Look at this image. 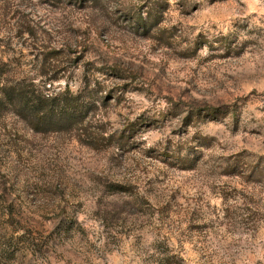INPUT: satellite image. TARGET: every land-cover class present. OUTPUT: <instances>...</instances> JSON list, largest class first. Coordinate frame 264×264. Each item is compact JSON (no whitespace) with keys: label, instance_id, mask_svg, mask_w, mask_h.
Returning <instances> with one entry per match:
<instances>
[{"label":"rangeland","instance_id":"374dc122","mask_svg":"<svg viewBox=\"0 0 264 264\" xmlns=\"http://www.w3.org/2000/svg\"><path fill=\"white\" fill-rule=\"evenodd\" d=\"M4 87L73 98L0 102V264H264V0H0Z\"/></svg>","mask_w":264,"mask_h":264},{"label":"trees","instance_id":"16d2710c","mask_svg":"<svg viewBox=\"0 0 264 264\" xmlns=\"http://www.w3.org/2000/svg\"><path fill=\"white\" fill-rule=\"evenodd\" d=\"M70 93V92H69ZM73 96L67 92L54 95H38L35 90H29L23 87L7 88L4 87L0 93V102L3 105L11 104L17 107L22 104L21 112H26L27 121L31 117H42V120H50L54 116H64L65 111L69 109L65 106L67 101H71ZM80 99V96L78 97ZM5 103H3V101ZM41 119V118H40Z\"/></svg>","mask_w":264,"mask_h":264}]
</instances>
